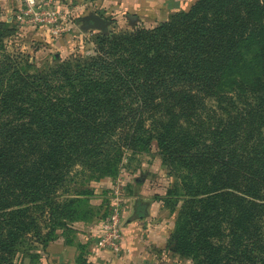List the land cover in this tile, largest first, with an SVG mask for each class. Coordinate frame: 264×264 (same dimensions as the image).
I'll return each instance as SVG.
<instances>
[{
  "label": "trees",
  "instance_id": "trees-1",
  "mask_svg": "<svg viewBox=\"0 0 264 264\" xmlns=\"http://www.w3.org/2000/svg\"><path fill=\"white\" fill-rule=\"evenodd\" d=\"M105 32L92 53L41 66L0 44V264L27 235L42 240L43 223L46 245L85 213L92 181L153 142L182 199L175 250L264 264V71L227 79L247 35L264 57V0H197L159 25Z\"/></svg>",
  "mask_w": 264,
  "mask_h": 264
},
{
  "label": "rangeland",
  "instance_id": "rangeland-1",
  "mask_svg": "<svg viewBox=\"0 0 264 264\" xmlns=\"http://www.w3.org/2000/svg\"><path fill=\"white\" fill-rule=\"evenodd\" d=\"M196 1L0 0V44L9 53L34 59L37 66L54 64L70 55L92 53L95 34L103 31L84 21L91 13L109 21L105 32L109 33L159 25L173 14L188 11ZM241 44L243 59L229 68L227 79H249L264 71L255 36L247 35ZM173 183L155 142L149 152H128L116 177L91 182L93 195L78 208L85 213L63 219L64 225L55 227V235L46 245L41 242L47 239L48 224L43 223L42 240L27 235V243L6 254L3 264H110V258L108 262L97 253L94 244L102 235V222L116 208L122 237L149 235L165 240L164 246L151 249L148 260L137 264H195L191 255L176 251L172 241L182 205V199L169 193ZM137 210L146 213V220H137ZM130 224L133 233L125 234Z\"/></svg>",
  "mask_w": 264,
  "mask_h": 264
},
{
  "label": "crops",
  "instance_id": "crops-1",
  "mask_svg": "<svg viewBox=\"0 0 264 264\" xmlns=\"http://www.w3.org/2000/svg\"><path fill=\"white\" fill-rule=\"evenodd\" d=\"M137 215V220L141 221L142 218V220H146V217H144L146 216V213L144 211L137 210ZM127 227L125 228V234H130L131 231L133 233V224H130ZM149 237V235H123V250L119 257L116 258L111 256L112 253L109 252L98 253H100L102 257L106 258L108 262L110 258V264H137V262L141 263L143 260H148L150 258V252L154 246L162 247L165 245V240H162L161 242V240L152 239L151 237Z\"/></svg>",
  "mask_w": 264,
  "mask_h": 264
},
{
  "label": "built area",
  "instance_id": "built-area-1",
  "mask_svg": "<svg viewBox=\"0 0 264 264\" xmlns=\"http://www.w3.org/2000/svg\"><path fill=\"white\" fill-rule=\"evenodd\" d=\"M102 223V235H100L94 244L96 252H109L115 255L121 253L123 246L118 209L116 208L114 212Z\"/></svg>",
  "mask_w": 264,
  "mask_h": 264
},
{
  "label": "water",
  "instance_id": "water-1",
  "mask_svg": "<svg viewBox=\"0 0 264 264\" xmlns=\"http://www.w3.org/2000/svg\"><path fill=\"white\" fill-rule=\"evenodd\" d=\"M84 21L88 23L90 26L94 28H98L103 32L106 31V27L109 24V21L98 13H91L90 15L84 18Z\"/></svg>",
  "mask_w": 264,
  "mask_h": 264
}]
</instances>
